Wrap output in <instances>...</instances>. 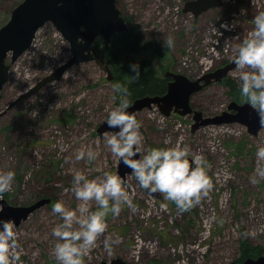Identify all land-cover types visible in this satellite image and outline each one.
<instances>
[{"label":"rangeland","instance_id":"1","mask_svg":"<svg viewBox=\"0 0 264 264\" xmlns=\"http://www.w3.org/2000/svg\"><path fill=\"white\" fill-rule=\"evenodd\" d=\"M23 1L0 0V29ZM191 1L195 0H117L125 18L163 44L171 35L174 46L163 45L156 56L145 51L110 64L103 51L106 42L98 39L95 48L113 70V81L93 61L76 64L62 79L8 109L19 96L68 62L72 53L69 42L47 23L29 51L15 63L12 56L8 58L10 78L0 101V171L11 169L16 175L12 187L0 194V201L27 207L42 199L52 200L16 226L17 264H58L54 256L57 238L52 229L61 220L51 209L60 199L70 208L80 203L71 190L75 170L85 171L89 179L106 171L121 177V158L106 144V135L112 132H98L111 109L119 104L112 87L121 83L116 65L130 67L150 59L158 77L166 80V74L172 72L195 82L233 62L237 45L254 29V17L264 11V0H225L220 7L196 17L183 11ZM223 24L229 27L222 28ZM245 70L237 66L221 82L214 80L195 93L190 101L194 113L190 115L174 111L166 115L158 105L138 113L144 151L177 141L189 145L192 153L206 158L213 187L198 204L182 212L162 193L150 194L142 188L132 173L121 177L132 205L122 204L118 215H107V228L84 257V264H112L117 259L127 264H232L245 261H241L242 241L264 250V179L257 184L250 182L256 148L264 144V129L256 136L239 123L193 129L196 112L204 120L214 118L228 111L232 102H238L224 81L232 80L240 89L239 75ZM82 146L91 147L95 159L76 160ZM89 204L93 211L98 207L95 201ZM109 235L121 237L111 252L104 246Z\"/></svg>","mask_w":264,"mask_h":264},{"label":"clouds","instance_id":"2","mask_svg":"<svg viewBox=\"0 0 264 264\" xmlns=\"http://www.w3.org/2000/svg\"><path fill=\"white\" fill-rule=\"evenodd\" d=\"M221 27L229 26L223 24ZM164 46L173 47L174 37L167 36ZM237 50L235 63L241 69H248L240 72V93L246 103L256 109L264 125V11L254 17V29L237 45ZM130 68L135 73L134 78L138 79L140 65L133 63ZM112 87L114 93L120 94V102L111 109L106 121L109 128L116 130L105 138L111 152L132 169L139 185L150 194L162 193L164 199L174 202L180 211L190 210L213 187L206 158L202 154L192 153L190 146L180 141L144 151L142 122L134 112L128 111L131 92L126 84L119 82ZM165 144H169V141H165ZM138 153L143 154L134 158ZM85 157L91 162L96 152L91 147L82 146L75 159L82 160ZM15 175L11 169L0 171V194L12 187ZM261 179H264V144L256 148V166L250 182L257 184ZM71 190L80 201L76 208L68 207L60 199L51 209L61 220L52 229V235L57 238L54 256L58 264H84V257L96 246L98 237L107 228V215H118L122 204L132 205L125 181L109 171L89 179L85 171L75 170ZM90 201L97 203L96 210L90 209ZM120 242L121 237L118 235L115 238L109 235L104 240V246L111 252L113 246ZM18 247L15 221L0 220V264H17Z\"/></svg>","mask_w":264,"mask_h":264},{"label":"water","instance_id":"3","mask_svg":"<svg viewBox=\"0 0 264 264\" xmlns=\"http://www.w3.org/2000/svg\"><path fill=\"white\" fill-rule=\"evenodd\" d=\"M223 1L225 0H195L187 2L183 11L197 17L213 7H220ZM116 3L117 0H24L20 3L12 11L8 23L0 29V101L2 91L10 78L11 66L7 64L8 58L12 56V63H15L29 51L39 30L47 23H52L69 42L72 58L53 74L45 77L36 86L19 96L16 101L10 104L8 109L29 99L47 84L62 79L64 73L76 64L93 61L103 72L108 74L107 79L113 81L112 69L100 56L95 48V43L97 39L101 38L109 45L117 33L129 31L130 26ZM237 66L234 59L232 63L204 75L195 82L184 75L168 72L166 78L172 80L169 81L168 90L164 96L139 98L130 105L128 111L134 112L137 116L144 109H151L154 105H158L166 115H170L172 111L182 116L190 115L194 113L190 102L191 97L214 80L221 82ZM195 121L196 124L193 129L201 125L239 123L246 126L248 132L254 136L264 129L258 112L248 103L232 102L228 111L220 116L205 120L201 113L196 112ZM114 131L116 130L109 128L107 122L101 125L98 130L100 135ZM139 156L138 153L137 157L134 158H139ZM131 173L132 169L126 166L121 159L119 165L121 177L125 178L127 174ZM51 203V199H42L32 206L18 207L12 206L6 199H2L0 201L2 208L0 220L12 219L16 226H19L32 213ZM112 264L127 263L122 259H117ZM232 264H264V256L256 259L249 258L242 263Z\"/></svg>","mask_w":264,"mask_h":264},{"label":"trees","instance_id":"4","mask_svg":"<svg viewBox=\"0 0 264 264\" xmlns=\"http://www.w3.org/2000/svg\"><path fill=\"white\" fill-rule=\"evenodd\" d=\"M126 21L130 26L129 31L117 33L109 45L104 43L105 46L103 51H105V58L110 64L111 62L114 63L121 57L132 54L139 55L145 51H150L155 56L161 53L164 45L162 40L144 32L140 26L133 24L132 20L126 18ZM137 63L140 65V76L138 79L134 78L135 73L130 67L118 64L115 68L118 79L121 80L122 84H126L131 92V104L135 100L146 96L155 97L165 95L168 89L167 80H164L156 75L153 69L152 61L150 59H144L138 61ZM224 84L231 87V95L236 101H245V98L242 97L240 93V89H238V86L232 80L224 81ZM117 97L120 102L119 93H117ZM241 248V261L249 258L256 259L264 254V250L261 247L251 245L248 240L242 241Z\"/></svg>","mask_w":264,"mask_h":264},{"label":"flooded vegetation","instance_id":"5","mask_svg":"<svg viewBox=\"0 0 264 264\" xmlns=\"http://www.w3.org/2000/svg\"><path fill=\"white\" fill-rule=\"evenodd\" d=\"M125 18V17H124ZM125 20H126V18H125ZM127 22V21H126ZM98 40V39H97ZM100 40H102L101 38H100ZM104 40V39H103ZM108 45V44H107ZM167 80V86H168V83H169V81H171L172 79L171 78H167L166 79Z\"/></svg>","mask_w":264,"mask_h":264},{"label":"bare ground","instance_id":"6","mask_svg":"<svg viewBox=\"0 0 264 264\" xmlns=\"http://www.w3.org/2000/svg\"><path fill=\"white\" fill-rule=\"evenodd\" d=\"M11 57V56H10Z\"/></svg>","mask_w":264,"mask_h":264}]
</instances>
